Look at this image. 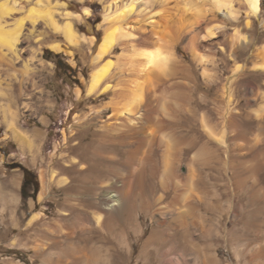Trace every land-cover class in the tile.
<instances>
[{
    "label": "rangeland",
    "instance_id": "obj_1",
    "mask_svg": "<svg viewBox=\"0 0 264 264\" xmlns=\"http://www.w3.org/2000/svg\"><path fill=\"white\" fill-rule=\"evenodd\" d=\"M70 2V10L74 13H83L85 7L91 8L92 15L87 22L98 32L97 38L100 40L104 33L103 29L98 30L103 19V4L99 0ZM260 16L255 23L256 46L241 53L239 62L248 69L233 97L235 107L240 109V122L244 129L254 132L252 139L255 136L260 138L261 143L255 148L259 151H247L248 155L245 154L243 158L232 156L233 161L228 163L224 149L208 136L200 122L204 114L212 115L214 123L221 121L217 111L222 106V85L232 77L235 62L230 61L219 46H216L219 59L224 64L221 63L219 71L220 82L208 87L192 55L178 45V57L191 67L197 84L188 106L192 109L194 107L198 115L192 117L185 112L178 113L174 107L169 106L178 116L177 122L180 120L183 124L181 122L182 126H175L174 123H169L165 133L173 134L184 144L193 138L197 142L192 150L184 152L182 161L176 164V179L173 181L176 187L171 186L169 189L163 187L160 175L164 172V156L170 151L162 144L160 147L150 146L148 143L154 139H145V134L133 138L132 144L123 148L110 133L111 140L103 156L113 154L116 156L115 160H96L95 152L100 149V135L109 133L107 127L112 124L109 118L111 111L103 109L111 94L98 98L86 96L91 76L96 70L91 62L92 51L88 45L83 43L77 48L68 47L64 37L54 38L53 32L42 25L39 30L44 34L43 42L28 36L31 42L25 45L24 56L26 59H30L34 53L37 56L34 62L28 63L34 69L42 93L37 94L40 99L32 100L31 108L21 109L19 128L31 140V147L13 139H5L4 124L1 126L0 264H44L45 253L50 251L54 237L64 235L60 229L74 232V238L78 240L84 223L72 221L73 216L79 214L74 211L72 204L82 205L88 195L95 199L103 196V193L99 195L101 184L96 179L99 175L101 180H108L109 177L122 180L123 176L120 174L123 171L125 174L132 172L140 164L156 175L154 179H147V183L154 186L155 192L147 191L144 196L136 193L130 195L114 222L117 229L113 235L98 229L91 232L94 248H100V254L96 255L95 249H87V256L91 258L85 261L82 258L83 253H86L85 244L76 242L78 247L74 254L80 260H69L68 264H84V261L89 264H264V126L255 116V111L264 106V74L254 71L255 65L264 61V53L261 51L264 41V10ZM78 23L79 34L83 37L90 36L89 26ZM54 42L62 43L72 53L55 52L50 48V44ZM50 52L52 55H49ZM56 54L62 55L67 68L57 69L54 57ZM24 64H17L19 71H23ZM68 67L72 70H68ZM200 93L209 94L207 105L202 103ZM253 93L258 94L253 97ZM161 100H156L153 108L158 110ZM164 101L169 105L171 98ZM2 103L5 105V100ZM154 111H149L147 115H160ZM250 114L251 117H247ZM216 126L215 132L219 134L222 126ZM198 151L206 152L208 162L194 163L199 175L197 185L201 197L200 201L193 202L196 224L178 228L170 225V214L159 218L157 211L161 208L168 210L169 206L178 201L179 195L186 189L189 164H193L192 156ZM255 156L257 159H254ZM137 158H142L143 163H139ZM76 160L77 163L74 164ZM25 170H29L34 176L30 179L31 188L28 189L29 196L26 198L22 195ZM53 171L57 172V177L50 182ZM41 178L46 185V195L40 198ZM60 179L67 180L68 184L65 187L60 185ZM36 182L38 192L34 194ZM88 186H94L93 191H86L85 187ZM111 190L115 193L116 187ZM145 201L149 203L148 208L142 209ZM64 212L69 216H64ZM130 212L137 219L136 229H124L123 218ZM168 213L171 212L168 210ZM201 225L204 226L203 229ZM158 232L173 235L175 241L155 239ZM173 244L176 246L173 247ZM41 248L44 249L40 250ZM257 251L261 253L255 254ZM52 252L55 260L59 255L63 256L58 250Z\"/></svg>",
    "mask_w": 264,
    "mask_h": 264
},
{
    "label": "bare ground",
    "instance_id": "obj_2",
    "mask_svg": "<svg viewBox=\"0 0 264 264\" xmlns=\"http://www.w3.org/2000/svg\"><path fill=\"white\" fill-rule=\"evenodd\" d=\"M99 1L103 4V19L102 23L98 25V30H104L100 40L97 38L98 32L93 30L89 25L90 22H87L92 15L90 7H85L83 13H74L70 10V0H0V116H2L0 131L4 124L5 139H13L32 146L31 140L19 128L22 117L21 109L31 108L32 100L40 99L37 94L38 92L42 93V90L34 75V69L28 63L34 62L37 56L34 53L30 59H26L24 47L31 42L28 36H33L38 42H43L44 34L39 30V26L42 25L53 32L54 38L64 37L68 47L77 48L85 43L92 51L91 62L96 70L91 76L86 96L98 98L111 94L110 100L103 109L111 111L109 118L112 120V124L107 127L109 133L100 135V149L95 152L97 161L103 162V159L115 160L116 158L113 154H109L107 157L103 156V152L111 140L109 139L110 133L112 138H116L117 144L123 148L129 147L133 138L145 134V139L149 137L154 139L149 143L146 140L150 146L160 147L162 144L170 151L164 156V172L160 177L165 189H169L171 186L176 187L173 185V181L176 179V164L182 161L185 151L192 150L197 140L193 138L184 144L173 134L165 133L169 123H174L175 126L181 122L183 124V121L177 122L179 118L169 106L174 107L178 113L185 112L192 117L198 115L194 107L192 109L188 106L197 84L193 78L191 67L178 57V45H181L185 51L192 55L193 61L200 69L208 87L220 82L219 71L221 63L224 64V61L219 59L216 46H219L230 61L235 62L232 77L222 85V106L217 111L221 121L214 123L212 115L207 114H204L200 120L208 136L224 149V155L228 159L226 162H231L232 156L243 158L247 151L254 150L261 143L257 136L252 139L251 135L254 132L250 133L244 129L240 122V117H242L240 109L235 107L233 97L237 85L246 77L248 69L239 62L241 53L256 46L257 43L255 23L264 10V0ZM78 22L89 26L90 36L84 35L83 37L79 34ZM50 48L57 53L71 52L64 48L60 42L50 44ZM261 49L263 54L264 41ZM117 52L120 54L117 55ZM20 62L25 63L23 71H19L17 68V64ZM254 71L264 74V61L261 64H256ZM257 94L253 93V97ZM208 97V93H200V99L206 105ZM159 98L162 100L159 104L160 107L156 110L153 105ZM169 98H171V103L167 105L164 100ZM3 100L6 102L5 105L2 103ZM153 110H155V114L159 112L160 115L149 117L147 113ZM255 116L264 126V106L255 111ZM247 117H251V114ZM216 125L222 126V131L219 134L215 132ZM192 157L193 164H189L190 174L186 189L179 195L178 201L169 206L168 210L171 213H168V210H162L163 208L157 211L159 218L170 214L168 217L170 225L178 228L196 224L193 202L201 199L197 185L199 175L194 168V163H205L208 155L205 151H198ZM137 160L139 163H143L142 158H137ZM76 163L77 160L74 164ZM141 165L126 174L123 171L120 174L123 176L122 180L119 179L120 181L112 177H109L108 180H101L100 175L96 178L101 184L99 186L101 194L99 195L103 193V196L95 199L88 195L86 202L82 205L72 204L74 211L79 212L73 216L72 221L84 223L81 228L83 229L82 234L76 240L74 232L60 229L64 235L54 237L53 244L49 247L50 251L45 253L44 264H68L69 260L74 262L80 260L74 254L78 247L77 243L85 244L84 251L86 253L83 251L82 257L85 261H89L91 258L87 256V249L89 251L95 249L96 255L100 254V248L96 249L93 245L94 239L91 235L93 229L107 231L108 234L113 235L117 229L114 222L121 208L125 206L126 199L135 193L144 196L147 191L155 192L154 186L149 185L147 179H154L156 175ZM67 166L69 167L70 164ZM56 174V171L51 172L50 182H53V178L57 177ZM41 179L40 198L46 195V185L43 178ZM58 181L64 187L68 184L65 179ZM115 187L114 193L111 188ZM85 188L86 191H93L94 186ZM96 189L98 188L96 187ZM148 205L149 203L145 201L141 208L147 209ZM67 215L69 216L67 212H64V216ZM123 219L124 229L137 228V219L132 212L127 213ZM58 227H60L59 224ZM200 227L203 229L204 226ZM156 236L155 239L166 242L175 241V237L169 233L158 232ZM174 246L176 245L173 244ZM53 250H58L63 256L59 255L55 260ZM107 252L105 253L107 254ZM257 253L261 252L257 251L255 254ZM251 258L255 259L256 257L251 256ZM85 261L84 264H89Z\"/></svg>",
    "mask_w": 264,
    "mask_h": 264
},
{
    "label": "trees",
    "instance_id": "obj_3",
    "mask_svg": "<svg viewBox=\"0 0 264 264\" xmlns=\"http://www.w3.org/2000/svg\"><path fill=\"white\" fill-rule=\"evenodd\" d=\"M49 55H52V53L50 52ZM54 57L56 58L57 69L67 68L66 66H68V65L63 61L62 55L56 54V55H54ZM68 70H72V68L68 67ZM31 178H34L32 173L29 170H25V181H24V184L22 186V195L25 198L29 196L28 195V189L31 188V181H30ZM34 187H35L34 194H36L38 192V183L37 182L34 183Z\"/></svg>",
    "mask_w": 264,
    "mask_h": 264
}]
</instances>
